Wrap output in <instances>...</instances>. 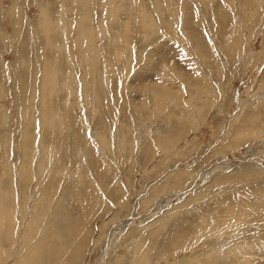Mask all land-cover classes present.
Masks as SVG:
<instances>
[{"label":"rangeland","instance_id":"374dc122","mask_svg":"<svg viewBox=\"0 0 264 264\" xmlns=\"http://www.w3.org/2000/svg\"><path fill=\"white\" fill-rule=\"evenodd\" d=\"M0 264H264V0H0Z\"/></svg>","mask_w":264,"mask_h":264},{"label":"bare ground","instance_id":"6f19581e","mask_svg":"<svg viewBox=\"0 0 264 264\" xmlns=\"http://www.w3.org/2000/svg\"><path fill=\"white\" fill-rule=\"evenodd\" d=\"M45 19H46V18H45ZM53 22H54V21H53ZM45 24H47V23L45 22ZM50 24H51V23H50ZM48 47H49V46H48ZM183 88H184V87H183ZM164 92H167V90H165ZM164 92H163V93H164ZM167 93H168V92H167ZM163 95H164V94H163ZM192 103H193V102H192ZM136 263H137V262H136Z\"/></svg>","mask_w":264,"mask_h":264}]
</instances>
